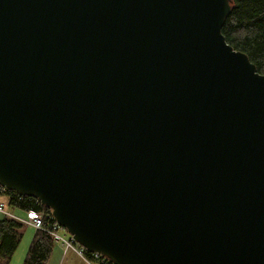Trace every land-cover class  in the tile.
Wrapping results in <instances>:
<instances>
[{
    "label": "water",
    "instance_id": "1",
    "mask_svg": "<svg viewBox=\"0 0 264 264\" xmlns=\"http://www.w3.org/2000/svg\"><path fill=\"white\" fill-rule=\"evenodd\" d=\"M231 0H0V183L116 264H264V74Z\"/></svg>",
    "mask_w": 264,
    "mask_h": 264
},
{
    "label": "trees",
    "instance_id": "2",
    "mask_svg": "<svg viewBox=\"0 0 264 264\" xmlns=\"http://www.w3.org/2000/svg\"><path fill=\"white\" fill-rule=\"evenodd\" d=\"M222 33L237 50L245 52L264 74V0H231ZM7 202L24 210L36 209L45 213L46 224L52 223V209L33 195L20 196L17 191L3 192ZM22 223L13 218L0 221V264H9L22 237ZM54 247V240L45 230H37L26 253L23 264H47ZM111 264V263H110Z\"/></svg>",
    "mask_w": 264,
    "mask_h": 264
},
{
    "label": "built area",
    "instance_id": "3",
    "mask_svg": "<svg viewBox=\"0 0 264 264\" xmlns=\"http://www.w3.org/2000/svg\"><path fill=\"white\" fill-rule=\"evenodd\" d=\"M8 188L5 185L0 184V193L6 192ZM18 194L22 197L24 195ZM38 201H40L37 198ZM0 211H3L9 218L22 223L33 225L37 230H45L50 233L53 237L55 243H60L65 248V251L71 249L79 253L81 257L87 262V264H115L110 258L99 253L87 250L84 246L80 245L76 239L70 234H63L64 227L55 219L54 215H50L54 221L52 223L46 224L45 213L37 211L36 209L26 210V217H17L16 215L9 214L5 212L4 204L0 203ZM95 262V263H94Z\"/></svg>",
    "mask_w": 264,
    "mask_h": 264
},
{
    "label": "crops",
    "instance_id": "4",
    "mask_svg": "<svg viewBox=\"0 0 264 264\" xmlns=\"http://www.w3.org/2000/svg\"><path fill=\"white\" fill-rule=\"evenodd\" d=\"M0 203L4 204L5 212L7 213L10 212L16 215L17 217H23V218L26 217V210L18 207H13L10 204H8L6 195L2 193H0ZM7 217L9 216H7L3 211H0V221ZM21 231H22V237L17 249L21 248V245L23 243H25L24 244L25 246L23 247V251H21V254H18L17 258H16V253H17V249H16L9 264H23L26 253L32 243V240L37 232V229L30 224H22ZM69 251L74 252V250L71 249L64 252V247L62 246V244L55 243L53 247V251L51 253V256L47 264H85L80 256H77L72 252H71L72 254L68 255Z\"/></svg>",
    "mask_w": 264,
    "mask_h": 264
},
{
    "label": "rangeland",
    "instance_id": "5",
    "mask_svg": "<svg viewBox=\"0 0 264 264\" xmlns=\"http://www.w3.org/2000/svg\"><path fill=\"white\" fill-rule=\"evenodd\" d=\"M8 213H9V214H12V213H10V212H8ZM12 215H14V214H12ZM32 226H33V225H32ZM33 227H34V226H33ZM34 228H35V227H34ZM63 234H66V233L63 232ZM24 244H25V243H23V244L21 245V248L17 249L16 258L18 257V254H21V251H23V247L25 246ZM18 250H19V251H18ZM64 252H66V251H65V248H64ZM71 252H72L73 254H75V255L81 257V255H79V253H77V252H75V251H74V252H73V251H69V253L67 252L68 255H69V254H72ZM81 258H82V260L84 261V263L87 264V262L83 259V257H81ZM94 263H95V262H94Z\"/></svg>",
    "mask_w": 264,
    "mask_h": 264
}]
</instances>
